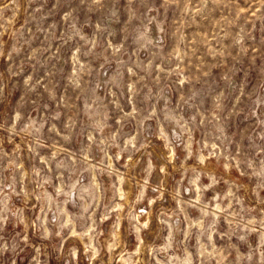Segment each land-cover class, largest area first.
<instances>
[{
    "label": "rangeland",
    "instance_id": "374dc122",
    "mask_svg": "<svg viewBox=\"0 0 264 264\" xmlns=\"http://www.w3.org/2000/svg\"><path fill=\"white\" fill-rule=\"evenodd\" d=\"M0 264H264V0H0Z\"/></svg>",
    "mask_w": 264,
    "mask_h": 264
}]
</instances>
